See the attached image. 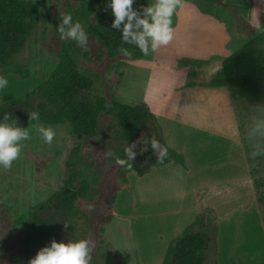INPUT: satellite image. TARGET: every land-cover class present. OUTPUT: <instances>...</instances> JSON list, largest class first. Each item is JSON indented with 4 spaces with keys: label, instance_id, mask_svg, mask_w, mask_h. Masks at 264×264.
Here are the masks:
<instances>
[{
    "label": "rangeland",
    "instance_id": "374dc122",
    "mask_svg": "<svg viewBox=\"0 0 264 264\" xmlns=\"http://www.w3.org/2000/svg\"><path fill=\"white\" fill-rule=\"evenodd\" d=\"M34 1L41 6L42 17L25 49L8 68L19 76L27 77L23 79L22 85L11 86L9 91L0 94V103L4 98L11 100L23 96L40 85L35 84L37 81L44 82L62 63L61 54L64 48L78 57L79 68L83 73L95 76L94 94L103 95L108 101L115 99L128 104H147L145 95L149 85L161 87L170 76L182 72L186 66L183 60L172 64L168 61V56L160 54L154 57V62L150 59L151 63L144 61L137 66L132 74L133 79L124 80L125 70L135 61L132 56L120 54L116 58H109L95 35L88 34V47L82 48L74 41L62 40L56 31L59 16L66 13H72L73 19L79 20L86 31L87 23L85 19H79L78 15L79 8L86 0ZM189 1L198 5L202 12L210 13L226 23L234 49L264 30V12L253 1L251 7L243 4L242 0ZM175 14L176 12L172 17V24L176 21ZM89 19L92 24H96V12ZM196 24L201 25L199 22ZM194 27V33L195 30L198 33L207 31V27L203 25ZM85 52L87 55L84 56ZM219 79H223L221 69ZM216 82L219 81L214 84ZM152 89L155 97L158 88ZM235 106L256 196L264 215V155L251 154V144H264V138H259L253 131L254 125L264 120V97L238 98ZM37 123L50 126L56 131L53 143L46 144L35 132ZM28 128L30 139L23 142L20 156L9 169L0 168V242L6 248L0 264H19L22 257L40 248L33 247L27 241L29 212L37 203L46 201L62 189L66 176L65 161L78 141L71 135L68 122L57 125L35 122ZM116 132L117 127L112 117L103 114L98 136L80 140L82 156L87 162L93 163V172L99 177L94 201L78 200L75 206L74 219L78 223V235L92 243L90 264H140L138 249L130 230L131 221L121 220L116 215L114 206L117 196H121V205L117 208L119 212H128L131 205L129 189L117 194L123 182L120 173H124L125 169L104 155L108 150L114 154L115 148L122 147V143L114 139ZM151 136L152 130L141 131L132 149L136 156L138 150L147 149L149 142L145 141H149ZM211 153L210 157L205 156L206 160L220 159L218 163L224 161L221 160V150L211 147ZM137 179L140 180L141 177L136 174L129 176L132 185L139 183ZM213 211L217 216L216 211ZM253 216L252 214L244 219L242 224L238 223L237 217L222 218L220 221L217 217L218 225L224 227L225 235L222 255L219 258L221 264H264V226H258ZM63 236L67 239L68 235ZM152 239L151 235L145 234L146 242Z\"/></svg>",
    "mask_w": 264,
    "mask_h": 264
},
{
    "label": "crops",
    "instance_id": "0c3cea01",
    "mask_svg": "<svg viewBox=\"0 0 264 264\" xmlns=\"http://www.w3.org/2000/svg\"><path fill=\"white\" fill-rule=\"evenodd\" d=\"M252 1L264 12V0L241 2L251 7ZM175 16L173 40L148 56L133 57L135 61L124 76V80L133 79L137 66L144 61L151 63L150 59L154 62V57L160 54L168 56L172 64L183 60L186 65L161 87L149 85L145 95L167 146L184 156L185 167L169 162L151 167L143 176L129 170L127 182H122L117 192L129 189L128 212L117 210L121 196H117L114 206L121 220L131 221L140 264H162L170 242L207 208L216 211L218 221L237 217L242 224L253 214L256 224L264 226L240 131L236 99L232 98L227 82L219 79L222 62L238 48L234 49L226 23L202 12L194 2L181 0ZM197 22L207 27L205 33L193 32L194 26H201ZM7 75L9 85L0 90L1 95L26 79L15 73ZM215 81L219 82L214 84ZM39 83L43 82H35ZM152 88H158L155 97ZM4 99L1 103L10 100ZM211 147L222 151L224 161L205 159L211 156ZM134 174L141 179L132 185L129 176ZM218 226V263L221 264L225 235L224 227ZM145 234L153 239L146 242Z\"/></svg>",
    "mask_w": 264,
    "mask_h": 264
},
{
    "label": "trees",
    "instance_id": "16d2710c",
    "mask_svg": "<svg viewBox=\"0 0 264 264\" xmlns=\"http://www.w3.org/2000/svg\"><path fill=\"white\" fill-rule=\"evenodd\" d=\"M138 3L149 4L151 1L138 0ZM42 12L41 6L34 0H0L1 72L13 73L8 68L25 49ZM95 12L97 21L92 24L89 17ZM78 15L87 23L86 32L97 37L109 58L120 55L118 49L121 46L128 48L132 57L143 55L134 45L122 44L119 31L111 28L112 16L110 10H104V0H86ZM61 59L62 63L43 83L23 96L0 104V116L8 112L22 127H29L35 122L49 125L68 122L71 135L78 139L65 161L66 176L62 189L46 201L37 203L29 212L27 241L33 247H42L51 239H81L78 223L74 219L75 206L78 200L94 201L99 177L93 172V163L82 156L80 140L98 136L103 114L112 117L117 127L114 139L122 143V147L114 149V156L123 158L124 147L135 142L143 129L152 130L150 138L167 146L162 128L147 104H128L115 99L108 101L103 95L94 94L95 76L80 70L78 57L64 48ZM221 75L234 99L264 97V30L224 59ZM32 111L39 112L38 121L29 119ZM167 148L168 156L163 161H157L156 150L151 148L149 139L147 149L138 150L131 170L143 176L151 167L169 162L185 167L184 156ZM108 158L115 162L113 157ZM128 171L125 169L124 173H120L123 182H127ZM65 223L69 225L67 229L63 227ZM218 230L215 212L211 208L205 209L180 236L170 242L162 264H218ZM64 234L68 235L67 239L63 238ZM4 250L6 248L0 242V258ZM36 252L34 250L22 257L19 264H27Z\"/></svg>",
    "mask_w": 264,
    "mask_h": 264
},
{
    "label": "clouds",
    "instance_id": "9594fccd",
    "mask_svg": "<svg viewBox=\"0 0 264 264\" xmlns=\"http://www.w3.org/2000/svg\"><path fill=\"white\" fill-rule=\"evenodd\" d=\"M180 3L181 0H152L149 4H140L138 0H104V10H110L111 28L119 31L122 44L134 45L144 56H148L173 40L172 17ZM56 31L62 40L74 41L82 48L88 47V33L79 20L73 19L72 13L59 16ZM118 51L124 56L129 55L126 47L121 46ZM8 85V75L0 72V90L7 89ZM29 119L38 121L39 112L29 113ZM34 130L46 144L53 143L57 134L52 127L40 123L35 125ZM253 131L259 138H264V120L258 121ZM29 139V128L20 126L8 112H3L0 116V168L9 169L20 156L23 142ZM150 145L156 150L157 161H163L168 156L167 146L161 145L155 138H150ZM134 147L135 142L125 146L123 158L114 156L111 150L104 155L106 158L113 157L116 164L131 170L136 156L132 150ZM251 148L253 156L264 155V144L256 142L251 144ZM63 227L67 229L69 225L65 223ZM91 254L92 243L88 239H51L29 258L27 264H90Z\"/></svg>",
    "mask_w": 264,
    "mask_h": 264
}]
</instances>
